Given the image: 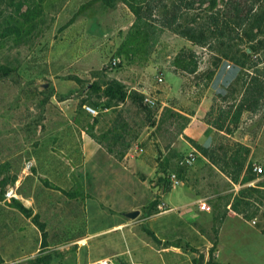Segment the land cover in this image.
<instances>
[{
  "label": "rangeland",
  "instance_id": "obj_1",
  "mask_svg": "<svg viewBox=\"0 0 264 264\" xmlns=\"http://www.w3.org/2000/svg\"><path fill=\"white\" fill-rule=\"evenodd\" d=\"M230 1L150 0L149 20L127 28L114 15L121 2L0 0V264H47L62 254L55 248L62 241L85 234L77 167L83 131L118 158L138 145L136 157L152 158L169 189L171 172L207 180L198 187L210 194L212 233L230 210L264 231V0ZM137 49L145 55L134 75L140 83L126 86L129 95H152L155 105L143 102L148 111L130 97L91 91L105 90L139 59ZM63 50L70 52L64 64ZM114 58L120 62L112 68ZM200 110L208 128L195 142L206 155L184 134ZM190 145L201 155L194 170L178 164ZM221 173L233 185L212 181L226 180ZM36 241L40 252L32 255ZM252 256L245 264L264 263L263 253Z\"/></svg>",
  "mask_w": 264,
  "mask_h": 264
},
{
  "label": "crops",
  "instance_id": "obj_2",
  "mask_svg": "<svg viewBox=\"0 0 264 264\" xmlns=\"http://www.w3.org/2000/svg\"><path fill=\"white\" fill-rule=\"evenodd\" d=\"M121 6L114 11L116 19L124 21L127 28L136 24L139 17L134 16L125 5ZM61 17H64V13ZM70 19L72 23L78 20L75 14ZM72 33L71 37L76 38L77 31ZM136 54L135 57L139 59H135L129 68L119 69L114 78L134 90V83H140V77L134 75L141 71L144 66L142 58L145 57L140 49L136 50ZM69 57L70 52L63 50L62 63ZM86 60L89 62L90 56ZM107 111L112 112L110 109ZM198 114L206 116L204 110H200L190 124L195 122ZM207 128V123L200 128L196 142L205 137ZM79 153L77 167L80 166L85 193V234L62 241L55 247L62 254L48 258L47 264H91L103 259H111L117 264H197L198 256L204 251L207 252L206 263L209 261L212 248L213 261L218 264H245L253 257L252 254L264 255V248L262 252L260 250V246L264 247L263 231L236 210H230L223 217L217 233H212L211 211L207 201L210 194L201 192L198 187L207 180H182L180 186L164 193L161 191L158 205L148 212L147 207L159 193L157 180L153 179L156 175H162L153 166L152 158L148 160V155L131 157L129 153L118 158L94 135L85 131ZM221 174L226 180H212L215 184L233 185L232 180ZM234 190L228 188L227 191ZM161 206L168 208V211L158 213ZM136 210L140 211L136 219L124 216V213ZM48 247L52 249L51 245ZM39 252L36 241L32 255Z\"/></svg>",
  "mask_w": 264,
  "mask_h": 264
},
{
  "label": "trees",
  "instance_id": "obj_3",
  "mask_svg": "<svg viewBox=\"0 0 264 264\" xmlns=\"http://www.w3.org/2000/svg\"><path fill=\"white\" fill-rule=\"evenodd\" d=\"M99 1H101L106 7H112L114 3L121 2L130 10V12L134 16L149 20L148 17L150 16L149 14V9H150L149 1L150 0H99ZM232 1L233 0H231L230 2ZM212 4L216 6L217 0H212ZM232 4H233L234 11L241 7V6L236 5L235 2ZM91 91L97 92L100 95V97H105L107 99L120 101V102H124L128 97H130L132 102L135 103L138 106V108L143 109L144 111H148V108L143 104V95H139L138 93H132L129 95L127 86L118 82L117 80H113L105 90H102V88L98 87L97 85H94L91 88ZM190 142L192 143V145H194V147H196L197 149H199L202 153L206 155L207 152L202 147H200L198 144H196V142L194 141H190ZM221 170L225 174H227L229 178H231L234 181L236 180L235 178L237 176L231 175L225 168ZM33 171L34 169H32V172ZM167 182L168 180L164 177H160L157 179L156 185L157 187H159V193H158L157 198L147 207L148 212H151L158 205L159 198L161 196V191H163V193L168 191L169 188L167 187L168 186ZM23 211L25 210L23 209ZM150 234L154 237L152 233ZM206 264H218V263L214 262L213 260H209Z\"/></svg>",
  "mask_w": 264,
  "mask_h": 264
},
{
  "label": "built area",
  "instance_id": "obj_4",
  "mask_svg": "<svg viewBox=\"0 0 264 264\" xmlns=\"http://www.w3.org/2000/svg\"><path fill=\"white\" fill-rule=\"evenodd\" d=\"M119 62H120L119 58H114L113 60L109 61V65L112 68L117 67ZM157 82L159 85L163 84L164 78L162 76H160L157 79ZM142 95H143V102L145 103V105H148V106L155 105L156 102L149 92L146 91ZM84 109L91 116L96 117L98 115V111L94 107L85 105ZM204 125H206L205 115L204 114H198L195 122H193V124H190V126L185 129V132H184V134L186 135L185 137L189 141L195 142V140H197V138H198L200 128ZM140 151H141L140 147L138 145H136L132 148V150L129 152L128 155H130L131 157H136V155ZM196 161H197V151H196V149H193L190 153L183 155L180 158L178 164L181 168H184V169L187 168L188 169V168H192L196 164ZM253 171L259 175L263 172V168L260 165H257V166H254ZM168 179H169L171 188L178 187L182 184V179L180 177V173H178V172H171L168 175ZM13 194L14 193L11 192V195H13ZM167 211H168V208H166L165 206H161L159 208L158 213L161 214V213H165ZM91 264H117V263H115L111 259H103V260H98L96 262H93Z\"/></svg>",
  "mask_w": 264,
  "mask_h": 264
},
{
  "label": "water",
  "instance_id": "obj_5",
  "mask_svg": "<svg viewBox=\"0 0 264 264\" xmlns=\"http://www.w3.org/2000/svg\"><path fill=\"white\" fill-rule=\"evenodd\" d=\"M90 85H92V84H90ZM48 86H49V82L42 85L43 88H47ZM139 215H140L139 210L124 213V216H126L127 218L132 219V220L136 219ZM206 258H207V252L204 251L198 256L197 264H205Z\"/></svg>",
  "mask_w": 264,
  "mask_h": 264
}]
</instances>
